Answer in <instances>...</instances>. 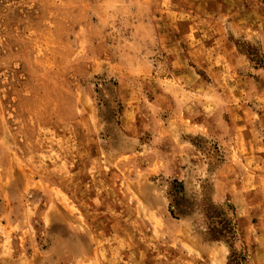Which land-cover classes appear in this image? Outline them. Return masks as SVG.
I'll list each match as a JSON object with an SVG mask.
<instances>
[{"label": "rangeland", "instance_id": "rangeland-1", "mask_svg": "<svg viewBox=\"0 0 264 264\" xmlns=\"http://www.w3.org/2000/svg\"><path fill=\"white\" fill-rule=\"evenodd\" d=\"M260 113L264 0H0V264H220L207 213L264 261V205L213 198Z\"/></svg>", "mask_w": 264, "mask_h": 264}, {"label": "crops", "instance_id": "crops-1", "mask_svg": "<svg viewBox=\"0 0 264 264\" xmlns=\"http://www.w3.org/2000/svg\"><path fill=\"white\" fill-rule=\"evenodd\" d=\"M261 116H264V113H260L259 118ZM246 120V123L248 124V119ZM247 130L251 129L248 128ZM245 144L250 147L255 146L258 150L256 155L252 152L251 156H247L245 158L239 156L240 163L251 168L248 169L247 166H245L246 171H244V173L240 172V175H235L232 187H229L228 189L225 188V190H228L225 191V193H222L221 186L219 184H215V190L213 193V198L216 200H221V198L229 196V199L232 200V203L235 206V213L240 219H247L251 216V210L253 207H260L264 205V142L254 140L253 143L251 141H246ZM252 164L257 165V167H252ZM236 165H239V163ZM226 192L228 195H226ZM206 227L207 223L204 222V226H201L202 232H199L197 235L193 234L191 230H183V244L186 245L187 248L193 249V252L196 253L197 256L202 257L201 255L207 251L209 252L207 254L211 257V259L217 260L220 264H225V261L228 258L226 251L227 248L223 244L225 242L221 239L213 240L211 237L204 238L205 234H208ZM257 228L259 229L255 232L254 238L258 244L256 250L258 253V251L264 247V237L258 224ZM259 259L261 260L259 261ZM199 260H201V258L195 260V264L198 263ZM254 261L257 262L256 264H264L262 258L254 256V258H251V264H255ZM248 263H250V261L247 260L245 264Z\"/></svg>", "mask_w": 264, "mask_h": 264}, {"label": "trees", "instance_id": "trees-1", "mask_svg": "<svg viewBox=\"0 0 264 264\" xmlns=\"http://www.w3.org/2000/svg\"><path fill=\"white\" fill-rule=\"evenodd\" d=\"M178 185V183H176L175 181V185ZM170 193L171 194H180L182 192V188H178L177 186V189L175 186H172L170 187L169 189ZM175 205V201L171 200V207H173ZM216 207H218L216 205ZM170 213H173V209L170 211ZM207 219L209 220V223H207V232L210 234V237L211 239L213 240H218V239H221L223 240L229 247V255H228V258H227V264H232V261L234 260V256H236V252H235V249H233V243L235 241V239H237L238 237V232H237V224L235 223V221H233V226L230 225L231 222H225V221H221V222H218V223H214L213 222V218L211 216L208 215L207 213ZM221 220V219H220ZM241 259L243 260V262H240V263H236V264H243L244 261H245V257L242 256ZM241 260V261H242ZM234 262V261H233ZM235 264V263H233Z\"/></svg>", "mask_w": 264, "mask_h": 264}]
</instances>
